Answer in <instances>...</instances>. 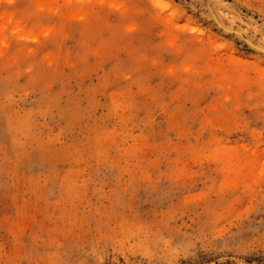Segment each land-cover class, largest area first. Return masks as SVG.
Segmentation results:
<instances>
[{
	"label": "rangeland",
	"instance_id": "1",
	"mask_svg": "<svg viewBox=\"0 0 264 264\" xmlns=\"http://www.w3.org/2000/svg\"><path fill=\"white\" fill-rule=\"evenodd\" d=\"M264 0H0V264H264Z\"/></svg>",
	"mask_w": 264,
	"mask_h": 264
},
{
	"label": "bare ground",
	"instance_id": "2",
	"mask_svg": "<svg viewBox=\"0 0 264 264\" xmlns=\"http://www.w3.org/2000/svg\"><path fill=\"white\" fill-rule=\"evenodd\" d=\"M224 29H225V28H224ZM225 30H227V29H225ZM227 31H229V32H231V33H233V34H237V35H239V36H242V35H241L240 33H238L237 31H234V30H227ZM242 37H243V36H242ZM243 38H244V37H243ZM244 40H245L250 46H252L253 48H255L256 50H258V51L264 53V51L260 50L258 47H256V46L253 45L252 43L248 42L245 38H244Z\"/></svg>",
	"mask_w": 264,
	"mask_h": 264
}]
</instances>
